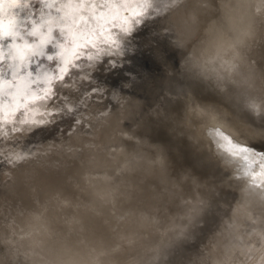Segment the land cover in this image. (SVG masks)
<instances>
[{"label":"clouds","instance_id":"1","mask_svg":"<svg viewBox=\"0 0 264 264\" xmlns=\"http://www.w3.org/2000/svg\"><path fill=\"white\" fill-rule=\"evenodd\" d=\"M30 5L0 36V264H264V0H143L131 30L124 0ZM128 49L102 110L83 82Z\"/></svg>","mask_w":264,"mask_h":264},{"label":"rangeland","instance_id":"2","mask_svg":"<svg viewBox=\"0 0 264 264\" xmlns=\"http://www.w3.org/2000/svg\"><path fill=\"white\" fill-rule=\"evenodd\" d=\"M131 51V49H128L126 54L119 58L103 57L99 61H95V67L91 70V79L87 82H83L87 84V91H92L93 88L104 89L102 95H98L95 92H93L92 95L93 102L102 110L111 106V94L117 89L122 78L129 72L132 62L127 57ZM89 63L93 62L91 61ZM137 63H140V61H137ZM143 63L145 66H149L146 57L143 60ZM65 80L67 82L68 78L66 77ZM123 95H127V93H123ZM70 131L71 129H66L65 126L61 125L59 128L52 126L51 129L37 130L36 134L42 137L51 138L56 134L58 136L68 135ZM258 147H264V145H258Z\"/></svg>","mask_w":264,"mask_h":264},{"label":"bare ground","instance_id":"3","mask_svg":"<svg viewBox=\"0 0 264 264\" xmlns=\"http://www.w3.org/2000/svg\"><path fill=\"white\" fill-rule=\"evenodd\" d=\"M33 0H18V3L21 5L19 7H15L9 10V17L17 20L19 23H24L27 20V16L29 14V8L31 7V2ZM77 3H91V0H76ZM125 3L133 5V7L129 8L128 11V18L125 20L122 17L123 26L126 30H131L134 26L132 23V20L137 16L141 14V9L139 7H136L137 4L142 3L143 0H124ZM28 5V7H25ZM0 18H3L5 20V23H7L8 18H4L2 14H0ZM108 43L111 44L114 40H116L115 34H106ZM29 42H32V39L29 38ZM115 46V45H114ZM49 49H51V46H49ZM49 49H46V54L49 52ZM28 71L35 72L33 73L34 76L41 75L45 72H47L49 75H54L52 72L57 71V68H54L52 70L49 69V67L53 64L58 63L57 62H47L44 61L43 64H41V61H43V57H31L28 58ZM91 62V61H89ZM41 64V65H40ZM40 65V67H39ZM12 69L8 68L5 63H0V78L6 80L10 78V73ZM136 99V98H133ZM0 100H2V97H0ZM224 139V138H222ZM222 147L225 148L226 151L232 152L234 154H239L242 149H240L237 145H233L231 141L224 140ZM259 178L260 182H264V172L262 173H256L253 175V179ZM143 223L147 224L149 221L148 217H142Z\"/></svg>","mask_w":264,"mask_h":264},{"label":"snow or ice","instance_id":"4","mask_svg":"<svg viewBox=\"0 0 264 264\" xmlns=\"http://www.w3.org/2000/svg\"><path fill=\"white\" fill-rule=\"evenodd\" d=\"M11 2L18 7L21 6L18 3V0H11ZM18 23L19 22L13 18H8L7 23H5V20L3 18H0V36H3V37L14 36L16 34L15 29ZM24 47H28V46L25 45ZM17 55L22 60H26L30 58L29 54L24 51V48H17Z\"/></svg>","mask_w":264,"mask_h":264},{"label":"water","instance_id":"5","mask_svg":"<svg viewBox=\"0 0 264 264\" xmlns=\"http://www.w3.org/2000/svg\"><path fill=\"white\" fill-rule=\"evenodd\" d=\"M52 64H53V62H52ZM40 65H41V64H40ZM40 65H39V67H40ZM54 68H56V64H53V65H51V66L49 67L50 70H52V69H54ZM35 72H36V71H35ZM35 72H33V73H35ZM52 73L55 74L56 71H53Z\"/></svg>","mask_w":264,"mask_h":264}]
</instances>
